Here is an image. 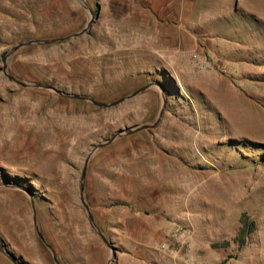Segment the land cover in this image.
<instances>
[{
	"label": "rangeland",
	"instance_id": "374dc122",
	"mask_svg": "<svg viewBox=\"0 0 264 264\" xmlns=\"http://www.w3.org/2000/svg\"><path fill=\"white\" fill-rule=\"evenodd\" d=\"M163 99L89 157L91 225L85 158ZM37 229L60 264H264V0H0V264H56Z\"/></svg>",
	"mask_w": 264,
	"mask_h": 264
},
{
	"label": "water",
	"instance_id": "95a60500",
	"mask_svg": "<svg viewBox=\"0 0 264 264\" xmlns=\"http://www.w3.org/2000/svg\"><path fill=\"white\" fill-rule=\"evenodd\" d=\"M98 10H99V6H98ZM90 14H91V19L90 21L88 22V25H90L94 19L98 16V11L96 13H93V10L90 9ZM85 31V28L80 30V31H77L71 35H67L65 37H60V38H55V39H30V40H24V41H19L18 43H16L15 45H13L11 47V49L8 51L7 55L8 56L9 54H11L14 50H16L18 47L20 46H23L25 44H30V43H40V42H53V41H60V40H65V39H68V38H72V37H75L79 34H82L83 32ZM6 58V57H5ZM4 69H5V66H4ZM8 76L13 80L15 81L16 83L20 84L21 86H36V87H43V88H47V89H51L53 91H55L56 93L60 94V95H63V96H66V97H73V98H77V99H83V100H89L91 102H93L94 104H97L99 106H102V107H109V106H112V105H115V104H118L119 102L125 100V99H128L134 95H136L137 93H139L140 91L142 90H145L146 88H148L149 86H152L153 84L150 83V84H147V85H144L140 88H138L137 90H135L134 92H132L131 94L129 95H126L124 97H121L115 101H112V102H109V103H105V102H99L95 99H93L92 97H89L88 95H84V94H78V93H70V92H67V91H64V90H61V89H58L56 88L55 86L51 85V84H46V83H39V82H27V81H21V80H18L16 79L15 77H13L12 75H9ZM164 105H165V99H163V102H162V106H161V109L159 111V115L158 117L156 118V120L152 123H142V124H138V125H135V126H132V127H127L125 129H121L119 131H117L116 133H114L113 135H111L109 138H107L105 141L101 142V143H98L97 145H95L93 147V149H91V151L88 153L87 157L85 158V161H84V165H83V168H82V174H81V193H80V196H81V201L85 207V209L87 210V214H88V218H89V221L91 223V225L94 226L93 224V221H92V216L88 210V206L86 204V202L84 201L83 199V179H84V176H85V172H86V168H87V164H88V160H89V157L91 156V154L93 153V151L100 147V146H103L105 144H108L109 142H111L116 136L118 135H122V134H127V133H132V132H135V131H138V130H142V129H148V128H152L154 127L157 122L159 121L161 115L163 114V110H164ZM37 228V226H36ZM38 231V235L40 237V239L51 249V251L53 252V255H54V258H55V262L56 264H60L59 261L57 260L56 256H55V253L53 251V249L51 248V246L46 242L44 236L42 235V233L37 229ZM101 237L103 238L104 242L106 243V245L110 248L111 250V254H112V257L115 256V248L114 246L108 241L105 239V237L103 236V234H100ZM1 247V245H0ZM7 254L9 255V257L16 263V264H23L20 260L17 259V257H15V255H13L12 253H10L8 250H7Z\"/></svg>",
	"mask_w": 264,
	"mask_h": 264
},
{
	"label": "bare ground",
	"instance_id": "6f19581e",
	"mask_svg": "<svg viewBox=\"0 0 264 264\" xmlns=\"http://www.w3.org/2000/svg\"><path fill=\"white\" fill-rule=\"evenodd\" d=\"M29 105V104H28ZM33 107V106H32ZM86 118V116H85ZM25 119V118H24ZM76 119V118H75ZM78 119V118H77ZM73 126V125H72ZM77 126V125H76ZM22 128V127H21ZM85 128V127H84ZM75 129V127L73 128V130ZM76 130V129H75ZM69 131V130H68ZM77 132V131H76ZM81 131H79L78 133H80ZM74 133V132H73ZM81 134V133H80Z\"/></svg>",
	"mask_w": 264,
	"mask_h": 264
}]
</instances>
